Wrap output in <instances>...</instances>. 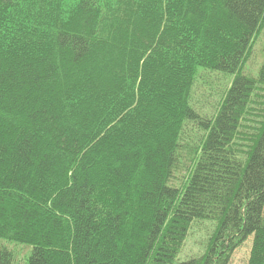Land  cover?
I'll return each instance as SVG.
<instances>
[{"label": "trees", "instance_id": "16d2710c", "mask_svg": "<svg viewBox=\"0 0 264 264\" xmlns=\"http://www.w3.org/2000/svg\"><path fill=\"white\" fill-rule=\"evenodd\" d=\"M263 24L264 0H0V264H230L250 238L264 264ZM199 69L233 77L209 118Z\"/></svg>", "mask_w": 264, "mask_h": 264}, {"label": "rangeland", "instance_id": "374dc122", "mask_svg": "<svg viewBox=\"0 0 264 264\" xmlns=\"http://www.w3.org/2000/svg\"><path fill=\"white\" fill-rule=\"evenodd\" d=\"M264 60V24L259 33L253 40L250 53L242 68V73L255 76ZM232 76L212 73L207 70L199 69L195 78L194 86L190 94L191 107L197 111L202 117H211L217 108L223 92L229 86ZM261 102V99H259ZM261 109L263 106H255ZM255 113H258L257 111ZM254 121H259L260 118H253ZM251 125L257 126V122ZM201 132L189 124L186 127L184 138L186 143L196 146ZM181 178V177H180ZM215 230V224L209 221L195 223L177 256V261H185L191 258L201 257L205 253V249L209 238ZM252 239H248L243 243L232 255L230 264H248L249 254L251 249ZM18 262L23 263L29 255L31 248L25 245L8 244Z\"/></svg>", "mask_w": 264, "mask_h": 264}]
</instances>
